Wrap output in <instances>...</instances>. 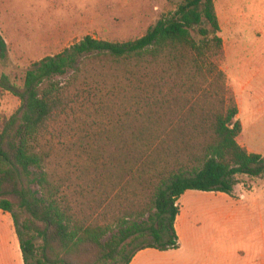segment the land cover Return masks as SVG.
<instances>
[{"label": "trees", "instance_id": "16d2710c", "mask_svg": "<svg viewBox=\"0 0 264 264\" xmlns=\"http://www.w3.org/2000/svg\"><path fill=\"white\" fill-rule=\"evenodd\" d=\"M220 32L214 0H182L136 39L86 35L21 83L0 75V92L20 101L0 123V209L26 264H130L147 248L178 249L186 191L232 195L238 175L264 176V154L238 141ZM60 159L72 164L63 175Z\"/></svg>", "mask_w": 264, "mask_h": 264}, {"label": "rangeland", "instance_id": "374dc122", "mask_svg": "<svg viewBox=\"0 0 264 264\" xmlns=\"http://www.w3.org/2000/svg\"><path fill=\"white\" fill-rule=\"evenodd\" d=\"M181 2L0 0V32L8 45L0 75L6 73L21 83L34 62L63 51L86 35L110 41L136 39L164 15L175 12ZM214 2L225 49L221 66L228 85L234 91L235 77L244 85L249 82L238 141L264 154V1ZM241 10L243 19L240 16L236 25L235 15ZM19 105L13 94L0 92V123ZM78 159L72 155L71 163L82 165L83 160ZM60 162L63 175L72 164L69 167L66 159ZM237 179L232 195L200 190L184 193L178 202L180 248H147L137 254L133 264H264V176L253 181L252 189L251 177L238 175Z\"/></svg>", "mask_w": 264, "mask_h": 264}, {"label": "crops", "instance_id": "0c3cea01", "mask_svg": "<svg viewBox=\"0 0 264 264\" xmlns=\"http://www.w3.org/2000/svg\"><path fill=\"white\" fill-rule=\"evenodd\" d=\"M251 1H254V0H251ZM261 2L262 1H260V3ZM242 3H244V4L249 3V0H242ZM242 14H243V10H241L238 13L236 12V15H235V24L236 25L239 21V17L242 16ZM242 19H243V16H242ZM248 84H249V82H248ZM248 84L244 85L242 83V81H239L238 78L235 77L234 93H235L236 101H237L238 108H239L238 116L240 119H241V117H242V115L246 109L244 92L246 91ZM242 125H243V123H242ZM239 143L242 146L247 148L246 142L242 141ZM248 151L253 152L250 149H248ZM257 178L259 180L261 177L252 178V185H250L249 189L253 188V181ZM236 188H237V186L235 187V189ZM220 193H222V192H220ZM222 194L228 196V194H226V193H222ZM243 195L244 194H242V196ZM178 202H180V200ZM179 216H180V214H179ZM179 216L177 217L176 224H175L178 234H179V218H180ZM179 242H180V238H179ZM143 251L144 250L138 252V254L142 253ZM136 256H137V254H136ZM135 257L133 258V260L130 264H133V262L136 260ZM201 257H204V256H201ZM0 264H26L24 261L20 240H19V237H18V234L16 231L14 218L10 212H7V211L1 210V209H0Z\"/></svg>", "mask_w": 264, "mask_h": 264}]
</instances>
